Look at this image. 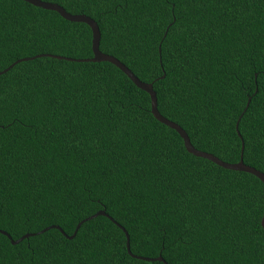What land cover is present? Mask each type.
Returning a JSON list of instances; mask_svg holds the SVG:
<instances>
[{
    "label": "trees",
    "instance_id": "1",
    "mask_svg": "<svg viewBox=\"0 0 264 264\" xmlns=\"http://www.w3.org/2000/svg\"><path fill=\"white\" fill-rule=\"evenodd\" d=\"M42 1L95 20L101 51L153 83L197 149L237 163L243 141L264 173V0ZM92 39L0 0V72L14 64L0 74V230L35 234L0 233V264H264V183L189 153L114 64L47 56L93 58ZM103 210L115 222L69 238ZM55 225L67 236L40 233ZM123 228L135 256L165 262L129 254Z\"/></svg>",
    "mask_w": 264,
    "mask_h": 264
},
{
    "label": "water",
    "instance_id": "2",
    "mask_svg": "<svg viewBox=\"0 0 264 264\" xmlns=\"http://www.w3.org/2000/svg\"><path fill=\"white\" fill-rule=\"evenodd\" d=\"M24 1L29 3V4L34 5L36 7H40V8L46 9V10L55 11V12L59 13L64 19H66L68 21L85 23V24L89 25L90 28L92 29V33H93L92 50H93V55H94L93 58H89V59H71V58H66V57L57 56V55H47V56H50V57H53V58H56V59L75 60V61H78V62H109V63L114 64L122 72H124L134 82V84L138 88L146 91L150 95V98H151V111H152V114L154 115V117L159 122H161V123L165 124L166 126L176 130L179 133V135L184 140L185 147H186V149H187V151L189 153H191V154H193V155H195L197 157H201V158H205L207 160H210V161L214 162L215 164H217L218 166H221V167H223L225 169L251 173V174L257 176L264 183V173H262L261 171L257 170L256 168L251 167V166H249V165L244 163L243 151H244V145L245 144H244L243 141H242L241 159L237 163L226 162V161L220 159L219 157L215 156L212 153L205 152V151L197 149L192 144V142L190 140V137L187 134V132L179 124L169 120L168 118H166L165 116H163L160 113V111L158 109L157 93L154 90L153 83L143 82L142 80H140L132 72L131 69H129L125 64H123L119 59H117V58H115L113 56L107 55V54H105V53H103L101 51V49H100L101 32H100V28H99V26H98V24H97V22L95 20H93L92 18H90L89 16H86V15L71 14V13L67 12L62 6H60L58 4H55V3L45 2V1H42V0H24ZM37 57H40V56H37ZM29 59H31V58H26V59H23V60H29ZM13 66H14V64L11 67H9L6 70H4L3 72H0V74L4 73V72H7ZM249 103H250V100H249ZM236 129L239 132V122L236 125ZM239 135H240V133H239ZM99 215L108 216L111 220L114 221V219L111 218L109 215H107V213L104 210L103 211H99L97 214H94L93 216L81 221L78 224L74 234L72 236H70L69 238L72 239V238H74L76 236L78 230L80 229V227L82 226L83 223H85L87 220H91V219H93V218H95V217H97ZM261 225L264 228V214H263V218L261 220ZM51 228H57L64 235H66V233L63 231V229L61 227H59V226H56V225L55 226H51L49 228H46L45 230H42L40 233H43V232H45V231H47V230H49ZM124 231H125V234H126V237H127V250H128L129 254H131L133 257L140 258V259L147 260V261H155V260H157V261L165 262V260L163 259L162 256H159V257L153 258V259L152 258H144V257L135 256L131 252L130 236H129L128 232L125 229H124ZM0 233H3L5 235H7L10 238V240H11V242L13 244H18L22 240H24L26 238H29L32 235H35V234H26V235H24L23 237H21L18 240H13L12 237L7 232L0 230ZM165 264H167V263L165 262Z\"/></svg>",
    "mask_w": 264,
    "mask_h": 264
}]
</instances>
